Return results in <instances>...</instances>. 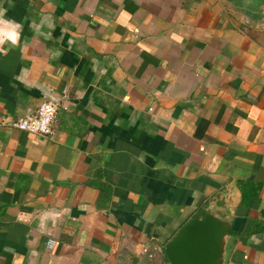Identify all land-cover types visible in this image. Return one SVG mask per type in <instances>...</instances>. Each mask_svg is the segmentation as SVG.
Listing matches in <instances>:
<instances>
[{
  "label": "crops",
  "instance_id": "0c3cea01",
  "mask_svg": "<svg viewBox=\"0 0 264 264\" xmlns=\"http://www.w3.org/2000/svg\"><path fill=\"white\" fill-rule=\"evenodd\" d=\"M226 2L0 0V264H165L210 198L264 264V35Z\"/></svg>",
  "mask_w": 264,
  "mask_h": 264
},
{
  "label": "water",
  "instance_id": "95a60500",
  "mask_svg": "<svg viewBox=\"0 0 264 264\" xmlns=\"http://www.w3.org/2000/svg\"><path fill=\"white\" fill-rule=\"evenodd\" d=\"M228 207L208 199L164 243L165 264H224L231 228Z\"/></svg>",
  "mask_w": 264,
  "mask_h": 264
},
{
  "label": "built area",
  "instance_id": "2783aa9c",
  "mask_svg": "<svg viewBox=\"0 0 264 264\" xmlns=\"http://www.w3.org/2000/svg\"><path fill=\"white\" fill-rule=\"evenodd\" d=\"M58 108L57 100H44L32 114L13 120L10 125L13 128L34 134L47 135L51 132L52 122Z\"/></svg>",
  "mask_w": 264,
  "mask_h": 264
},
{
  "label": "rangeland",
  "instance_id": "374dc122",
  "mask_svg": "<svg viewBox=\"0 0 264 264\" xmlns=\"http://www.w3.org/2000/svg\"><path fill=\"white\" fill-rule=\"evenodd\" d=\"M225 6L245 29H262L264 35V0H226ZM250 25V27H246Z\"/></svg>",
  "mask_w": 264,
  "mask_h": 264
},
{
  "label": "trees",
  "instance_id": "16d2710c",
  "mask_svg": "<svg viewBox=\"0 0 264 264\" xmlns=\"http://www.w3.org/2000/svg\"><path fill=\"white\" fill-rule=\"evenodd\" d=\"M236 184L240 191V204L247 205L250 198L257 194V185L249 180H237Z\"/></svg>",
  "mask_w": 264,
  "mask_h": 264
},
{
  "label": "clouds",
  "instance_id": "9594fccd",
  "mask_svg": "<svg viewBox=\"0 0 264 264\" xmlns=\"http://www.w3.org/2000/svg\"><path fill=\"white\" fill-rule=\"evenodd\" d=\"M0 23H7V22L0 21ZM0 43H3V33H0Z\"/></svg>",
  "mask_w": 264,
  "mask_h": 264
}]
</instances>
